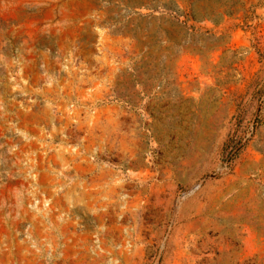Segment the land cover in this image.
Returning a JSON list of instances; mask_svg holds the SVG:
<instances>
[{
	"label": "rangeland",
	"instance_id": "374dc122",
	"mask_svg": "<svg viewBox=\"0 0 264 264\" xmlns=\"http://www.w3.org/2000/svg\"><path fill=\"white\" fill-rule=\"evenodd\" d=\"M0 264H264V0H0Z\"/></svg>",
	"mask_w": 264,
	"mask_h": 264
},
{
	"label": "trees",
	"instance_id": "16d2710c",
	"mask_svg": "<svg viewBox=\"0 0 264 264\" xmlns=\"http://www.w3.org/2000/svg\"><path fill=\"white\" fill-rule=\"evenodd\" d=\"M235 152H237V150L234 151V153L232 155L229 156V158L227 159V163L233 158Z\"/></svg>",
	"mask_w": 264,
	"mask_h": 264
}]
</instances>
